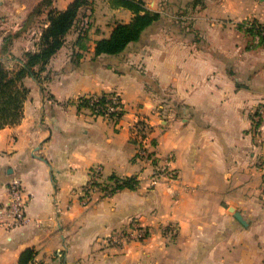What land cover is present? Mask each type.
Returning <instances> with one entry per match:
<instances>
[{
	"label": "crops",
	"instance_id": "obj_1",
	"mask_svg": "<svg viewBox=\"0 0 264 264\" xmlns=\"http://www.w3.org/2000/svg\"><path fill=\"white\" fill-rule=\"evenodd\" d=\"M143 1L162 18L122 52L94 56L134 12L91 0L48 78L25 79L23 116L0 129V204L20 177L29 219L0 225V264H264V44L245 30L264 25V0ZM72 2L0 0V65L37 50L50 11ZM81 29L89 48L75 62ZM109 92L120 118L81 106ZM170 158L175 177L152 184ZM126 177L136 187L113 190Z\"/></svg>",
	"mask_w": 264,
	"mask_h": 264
},
{
	"label": "trees",
	"instance_id": "obj_2",
	"mask_svg": "<svg viewBox=\"0 0 264 264\" xmlns=\"http://www.w3.org/2000/svg\"><path fill=\"white\" fill-rule=\"evenodd\" d=\"M117 5L131 9L134 16L129 22L118 23L109 37H103L96 41L94 56L101 54H118L125 50L129 43L140 39L143 31L151 24L162 18V13L157 10H151L146 6L143 0H113ZM91 0H73V2L64 10H51L49 13V22L42 29L39 48L37 50L26 51L20 59L17 67L10 68L5 63L0 65V129L8 124H14L21 120L23 116L24 103L29 94V88L25 84L28 76L34 77L42 83L48 78V64L51 58L63 46L68 33L74 28L80 18L81 10L87 7ZM243 27V24H240ZM245 26V25H244ZM245 30L254 37L259 36V41L264 44V25L257 21L250 22ZM89 36L86 29H81L77 38L76 45L78 51L73 58L75 62L84 56L88 50ZM11 43L10 37L5 40L3 51L9 49ZM45 73V74H44ZM114 92L102 93L98 100L92 101V96L82 98L81 106L89 108L93 114H103V109L96 111V107L104 105L110 100ZM121 113H112L111 117L120 118ZM137 181L132 177L116 179L114 189L131 187L135 188ZM21 258V262H25Z\"/></svg>",
	"mask_w": 264,
	"mask_h": 264
},
{
	"label": "built area",
	"instance_id": "obj_3",
	"mask_svg": "<svg viewBox=\"0 0 264 264\" xmlns=\"http://www.w3.org/2000/svg\"><path fill=\"white\" fill-rule=\"evenodd\" d=\"M259 38V36H257ZM101 94L91 95L92 101L98 100ZM123 101L119 94L114 93L110 96V100L105 102L104 105H98L96 111L103 109V115L105 117H111L112 113H121L123 111ZM260 116L264 117V107L260 110ZM258 114V115H259ZM142 154H146L145 149H141ZM100 168L93 170L89 181L83 186V196L81 198V203L87 205L92 199L94 191L98 187V180L100 176ZM166 176L169 178H174L176 175V170L172 167V158L167 159L163 164L155 168L152 175V184L157 183L161 176ZM29 202V197L23 181L20 177H13L8 184V197L7 200L0 204V225L6 228H13L22 225L28 221L27 206ZM131 234V233H130ZM130 234L121 235L117 237L115 241H121L127 239ZM143 231H139V236H143Z\"/></svg>",
	"mask_w": 264,
	"mask_h": 264
},
{
	"label": "water",
	"instance_id": "obj_4",
	"mask_svg": "<svg viewBox=\"0 0 264 264\" xmlns=\"http://www.w3.org/2000/svg\"><path fill=\"white\" fill-rule=\"evenodd\" d=\"M235 215L239 218V220H241L242 222H244V219H243V217L241 216V214L239 212H236Z\"/></svg>",
	"mask_w": 264,
	"mask_h": 264
},
{
	"label": "rangeland",
	"instance_id": "obj_5",
	"mask_svg": "<svg viewBox=\"0 0 264 264\" xmlns=\"http://www.w3.org/2000/svg\"><path fill=\"white\" fill-rule=\"evenodd\" d=\"M260 109H261V108H260ZM260 109H259V107H257V108L255 109V112H254V113H255L256 115H258V114L260 113V111H259Z\"/></svg>",
	"mask_w": 264,
	"mask_h": 264
}]
</instances>
